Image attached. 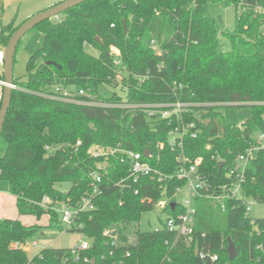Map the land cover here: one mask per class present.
Listing matches in <instances>:
<instances>
[{
  "label": "trees",
  "instance_id": "obj_1",
  "mask_svg": "<svg viewBox=\"0 0 264 264\" xmlns=\"http://www.w3.org/2000/svg\"><path fill=\"white\" fill-rule=\"evenodd\" d=\"M209 2H224L236 10L228 52L219 48L216 22L206 12ZM255 6L264 7V0H90L39 24L34 30L43 34V46L29 57L25 80L14 75L15 89L0 137L7 144L0 157V182L8 184L19 215L39 220L47 214L48 228L63 232L56 208H78L94 190L91 175L103 159L89 154L92 147L150 151L156 154L152 164L162 173L174 175L178 168V151L168 145L174 125L167 120L153 121L138 110L44 96L54 94L55 87L83 90L97 101L113 104L216 105L193 107V113L185 116L201 130L197 139L186 141V155L193 161L203 159L210 180L222 179L224 174L212 158L220 155L231 165L256 134L264 133V36ZM20 26L1 25L2 49ZM111 47L120 53L118 67ZM1 79L4 82V75ZM228 107H249L252 113L239 126L219 111ZM110 162L96 209L80 213L73 227L66 228L91 243L81 260L70 264H264V253L257 248L264 246V219L253 224L242 201L229 203L222 211L213 201L196 199V237L191 244L176 241L164 230H141L140 221L185 181L174 178L160 189L145 178L131 188L118 187L129 166L119 157ZM254 166L247 194L264 203V152ZM62 184L71 188L57 189ZM135 190L141 194L135 195ZM148 197L152 203L144 201ZM45 199L51 201L48 208L43 206ZM178 210L163 211L174 216ZM42 230L18 219H1L0 264H67L64 258L71 249L46 247L31 257L13 247L33 241ZM230 240L238 253L234 261L227 252ZM215 255L217 262L211 260Z\"/></svg>",
  "mask_w": 264,
  "mask_h": 264
},
{
  "label": "built area",
  "instance_id": "obj_2",
  "mask_svg": "<svg viewBox=\"0 0 264 264\" xmlns=\"http://www.w3.org/2000/svg\"><path fill=\"white\" fill-rule=\"evenodd\" d=\"M255 14L262 19V35L264 36V7L255 6ZM243 11L239 10L238 15L242 16ZM155 43L153 42L152 45ZM110 53L116 58L120 55L119 51L115 47H111ZM115 66L120 65V61L114 60ZM122 81V77L118 76V82ZM54 94H44V96L60 100L64 102L79 103L85 105H95L104 108H124L131 111H142L149 119L159 122L168 121L173 124L174 127L169 133L168 145L173 151H178L177 163L178 168L174 175H166L157 169L152 162L156 160L155 153H149V156H145V153L134 152L130 150H124L120 147L116 149L104 148V147H92L89 154L95 159H103L97 166V171L94 172L91 177L94 181L93 192L84 197L78 208H69L62 206L56 208L61 214L62 223L68 229L73 227L76 221V217L80 213L94 211L96 209L95 199L102 194V187L105 175L109 172L111 166L110 160L112 158L119 157L121 164L129 166V174L126 178L122 179L116 185L123 188H131L133 185H137L145 178L157 182L160 185V189H164V185L167 181L174 178L185 181L184 187H177L175 192L170 197H164L155 204L156 209L162 211L166 208H170L171 211L178 212L174 216L166 215L163 220V224L153 231L159 232L161 230L166 231L171 236L176 238V241L182 239L188 244H191L195 235V225L197 210L195 207L196 199L210 200L215 202L222 211L228 209L229 203L235 201H242L245 207L246 217L249 218V212L251 206L260 201L249 197L246 189L249 177L252 172L255 171V163L260 154L264 152V133L256 134L252 139V143L242 153H240L231 165L227 166V163L221 158L220 155L214 156L212 159L218 162L219 165L223 163V168L220 170V174H224L222 179L210 180L204 169V162L202 158L191 160L186 155V141L190 139H197L201 134V130L197 128L195 123H188L185 121V116L188 113H193V107H211L216 105H202V104H190L183 102L176 103H154V104H130L128 102L122 103H108L104 101H97L88 92L83 90L77 92L70 88L55 87L52 89ZM77 97H84L85 100H79ZM219 106V105H218ZM241 126V125H239ZM78 147L82 145L81 142L77 143ZM164 148V144L160 143L158 149ZM207 149H211L208 146ZM47 151H51L50 147L46 148ZM160 157L157 159L159 160ZM142 190H135V195H140ZM185 194L182 202H177V197ZM144 201L152 203V198L148 197ZM175 203V208L172 209L171 204ZM51 204L49 199L43 201V206L48 208ZM55 209V208H54ZM254 224L255 221L251 220ZM107 232L106 234H108ZM30 242V241H29ZM15 244V249H23L28 252L31 249L37 250L36 255L39 254L44 248H40L37 242H33L28 249V243ZM169 242H167L168 244ZM91 243L89 240L81 241L76 247L70 250V253L64 258L65 263L79 262L82 258V254L89 250ZM264 253V246L257 247ZM204 258V255H201ZM213 262L218 261V256H211ZM88 262V259H85Z\"/></svg>",
  "mask_w": 264,
  "mask_h": 264
},
{
  "label": "rangeland",
  "instance_id": "obj_3",
  "mask_svg": "<svg viewBox=\"0 0 264 264\" xmlns=\"http://www.w3.org/2000/svg\"><path fill=\"white\" fill-rule=\"evenodd\" d=\"M207 15L215 20L219 48L223 52H228L232 49V43L228 35H233L236 30V10L233 7L228 6L224 2L213 3L209 2L206 5ZM41 37V38H37ZM43 36L33 30L27 34V36L22 41L20 48L16 55V62L14 67V75L16 78H21L25 80L26 75V63L29 57L34 54L43 46ZM29 43V44H28ZM92 55L97 56L98 52L89 49ZM226 116L228 115L230 121L236 125H242L251 116V109L249 107L244 108H219ZM7 148V144L4 140L0 142V157L3 156L4 151ZM8 184L6 182H0V192L2 194V201L0 200V219H19L25 226L39 225L43 227V230L39 232L33 241L28 243V249L33 242H37L40 248H56V249H73L81 241L86 240V238L78 232H68L64 226V231H58L54 229H49V215H44L41 219H37L35 216H20L16 207V199L14 196L8 194ZM71 188L70 184L58 185L57 189L66 192ZM185 194L177 197V202H182ZM166 217V213L161 209H155L152 212L143 214L140 221V229L143 231H151L159 228L161 226V221ZM249 218L253 221L264 219V203H257L251 206V211L249 212ZM37 250L31 249L28 251L29 256H35Z\"/></svg>",
  "mask_w": 264,
  "mask_h": 264
},
{
  "label": "water",
  "instance_id": "obj_4",
  "mask_svg": "<svg viewBox=\"0 0 264 264\" xmlns=\"http://www.w3.org/2000/svg\"><path fill=\"white\" fill-rule=\"evenodd\" d=\"M87 1L90 0H66L46 11H43L33 16L17 29V31L13 34V36L9 40L6 48L3 49L2 53H3V63H4V94L2 98V104L0 107V137L6 121L9 108L11 106L13 90L15 89V85H14L15 57L17 53V48L21 40L42 22L53 18H57L60 15H62L64 12L74 7H77L80 4L85 3ZM48 64L57 65L56 63H51V62H49ZM59 68L61 67L59 66ZM149 153L150 151H146L145 156L148 157ZM222 168H223V163L219 165V169L221 170ZM171 207L172 209H174L175 203H172ZM227 252L229 254V258L231 261H234L238 256L236 247L231 240L229 241V248Z\"/></svg>",
  "mask_w": 264,
  "mask_h": 264
},
{
  "label": "crops",
  "instance_id": "obj_5",
  "mask_svg": "<svg viewBox=\"0 0 264 264\" xmlns=\"http://www.w3.org/2000/svg\"><path fill=\"white\" fill-rule=\"evenodd\" d=\"M63 1L66 0H0V27L1 25H8L11 22H15V26H20L26 21H28L30 18H32L33 16L43 11H46ZM39 34L43 36L42 33L39 32ZM24 38L21 40L19 44V48ZM37 38H41V37H37ZM42 39L44 41V36ZM2 51L3 49L0 44V102L3 98V93H4V82L1 79V77L4 75V63H3ZM7 193L10 194L9 192ZM2 198L3 197L0 192L1 201L3 200ZM5 219H9V218H5Z\"/></svg>",
  "mask_w": 264,
  "mask_h": 264
}]
</instances>
